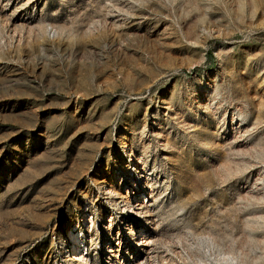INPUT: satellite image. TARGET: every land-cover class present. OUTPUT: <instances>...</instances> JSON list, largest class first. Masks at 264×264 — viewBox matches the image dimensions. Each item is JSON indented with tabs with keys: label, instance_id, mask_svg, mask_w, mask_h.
<instances>
[{
	"label": "rangeland",
	"instance_id": "obj_1",
	"mask_svg": "<svg viewBox=\"0 0 264 264\" xmlns=\"http://www.w3.org/2000/svg\"><path fill=\"white\" fill-rule=\"evenodd\" d=\"M77 253L264 264V0H0V264Z\"/></svg>",
	"mask_w": 264,
	"mask_h": 264
},
{
	"label": "bare ground",
	"instance_id": "obj_2",
	"mask_svg": "<svg viewBox=\"0 0 264 264\" xmlns=\"http://www.w3.org/2000/svg\"><path fill=\"white\" fill-rule=\"evenodd\" d=\"M143 175V174H142ZM142 180V179H141ZM144 181V180H143ZM116 198H118V201L120 202H124V201H128L127 197L125 196V194L117 192ZM152 205L149 202L146 203H135L133 204L134 208H132L131 210L133 212H138V213H142L145 217L150 218L151 216V212L149 211V206ZM87 220V219H86ZM86 224V223H85ZM88 224V223H87ZM92 227L91 225H89V228ZM148 238V237H147ZM144 246L142 247V251H144L145 253H147V248L149 247V242H144L143 243ZM79 247L78 245H76V249L77 250ZM72 260L75 261L77 264H86L87 262L85 261L86 259L84 258V255L82 253H77L72 257ZM139 262V261H138ZM140 263V262H139ZM134 264V263H133Z\"/></svg>",
	"mask_w": 264,
	"mask_h": 264
}]
</instances>
